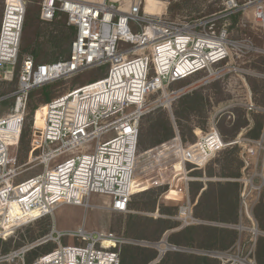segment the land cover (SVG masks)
<instances>
[{"label": "built area", "instance_id": "obj_1", "mask_svg": "<svg viewBox=\"0 0 264 264\" xmlns=\"http://www.w3.org/2000/svg\"><path fill=\"white\" fill-rule=\"evenodd\" d=\"M119 1L39 2L42 22H51L63 14L66 23L75 27V37L66 59L39 63L29 54L22 58L17 89L13 93L14 107L11 113L0 117L2 240L17 229L52 215L60 205H86L85 199L92 193L108 197L110 211L128 212L134 195L132 184L135 179L140 180L137 142L141 117L153 108L170 105L173 97L186 92L185 89L172 90L174 82L218 68L229 59L232 50L239 47L229 39L227 30L218 26L219 18L232 13V8L252 5L254 19L264 21V0H246L241 6L235 0H226L224 10L189 21L168 20L146 12L150 0H124L126 6ZM27 4L28 0H4L0 21V80H11L17 67ZM119 42L129 47L120 50ZM104 65H108V69L103 76L39 107L42 108V124L36 126L34 118L29 161L36 160L42 170L16 180L19 171L15 150L25 121L28 92ZM156 92L160 93L159 98L154 100L152 109L147 108L146 97ZM244 106L247 111L254 109L250 99ZM108 135L111 136L101 140ZM241 140L247 142L243 144L246 167L250 157L262 147L261 141L238 137L226 143L214 125L207 132L196 134L192 143H183L175 132L167 142L145 151L154 159L150 166L155 161L154 166L170 168L168 170L179 177L172 184L168 183L162 197L180 201L177 218L181 219V226L198 221L192 216L188 194V183L193 179L190 172L205 166L225 146L240 144ZM92 141H96L93 149L85 146ZM162 160H165L162 164L157 163ZM176 164L181 166L176 168ZM261 179L256 185L251 177H241L239 215L250 221L247 228L250 246L242 247L238 243L227 250L202 253L166 244L162 238L154 245L158 257L173 249L205 254L218 264H257L255 242L260 231L253 207L264 187L263 176ZM243 229L239 225L238 230ZM67 234L51 228L47 234L0 254V264H120L121 248L130 243L128 238L111 231L86 232L78 228L72 234L79 240L78 244H61L60 239ZM49 241L56 244L54 248L27 262L39 246Z\"/></svg>", "mask_w": 264, "mask_h": 264}, {"label": "rangeland", "instance_id": "obj_2", "mask_svg": "<svg viewBox=\"0 0 264 264\" xmlns=\"http://www.w3.org/2000/svg\"><path fill=\"white\" fill-rule=\"evenodd\" d=\"M235 1L238 6H241L246 0ZM39 2L40 0H28L17 67L11 80H0V117L11 113L14 107L15 96L13 93L17 89L18 73L22 58L27 54H33L35 56L37 53L36 61L39 63H48L54 59L57 54L54 52L50 37L51 35L61 33V25H68L66 23V17L63 14L57 15L51 22H42L39 17ZM225 2L226 0H150L146 5V12L156 13L168 20L189 21L200 16H206L224 10L226 8ZM3 4L4 0H0L1 16ZM119 4L126 6L127 1L121 0ZM232 9L234 10L232 13L219 18L217 23L219 27H224L227 30L229 39L234 40L239 47L234 48L229 59L219 64L218 68L213 67L210 69V72L215 71V73L209 74L210 72L208 71H201L184 80L174 82L170 88L172 90L185 89L186 92L201 89L209 98V104L205 107L203 113L192 117L193 120L191 122L195 123L203 120L204 123L206 122L204 128L202 130H195L192 141L182 140L183 143L194 142L196 140V134L207 132L213 125L219 133L223 132L229 137L232 134H236L233 139L225 140L226 143L238 137L241 139L261 141L262 147L258 150L259 153L257 152L256 155L250 157L249 164L246 167L243 161L245 157L243 154V144L247 143L246 140H241L240 144L225 146L205 165L208 173L210 171L207 168L210 167L216 168L215 172L219 174H228L237 171L239 173L238 177L241 175L251 177L253 182L258 185L262 181L261 176L264 178V21L259 22L254 19L252 5ZM127 47L129 45L126 43H118L120 50L126 49ZM107 69L108 65L88 68L39 87L37 96L38 107L36 109H42L39 107L46 103V96L53 99L58 95L103 76ZM159 96L160 93L158 92L148 95L145 101L147 108L152 109L154 100L159 98ZM178 98L173 97L170 105L153 108L148 111L142 116L140 126L147 128L160 115H164L169 130V137L165 141L167 142L175 132H178L172 111L173 105ZM249 99L254 109L247 111L244 103ZM35 110L31 111L26 108V121H24L22 134L15 150L19 171V176L16 180L28 178L42 170V165L40 163L38 164L36 160L29 161L34 118L36 126H41L42 124V114L35 112ZM253 115L263 117L262 131L257 139L249 138L246 135L249 127L253 125ZM244 119H248L250 124L246 127H240L238 129L239 131L235 133V130L237 131L235 125H243ZM186 135L190 137L187 132ZM110 136H103L101 140H105ZM151 137L149 135L144 139L142 145L138 146V176L145 183L139 179L134 180L132 186L134 195L131 198L128 212L116 213L110 211L107 208L110 199L108 200L106 196L92 193L87 200L85 199L86 205L59 206L53 211L52 215L40 219L39 222L31 223L17 229L6 240L0 239V254L8 253L27 242L47 234L50 225L60 232L68 233L60 239L61 244H78L79 240L73 237L72 234L78 228H83L86 232L111 231L128 238L130 243L127 245L147 246L150 249H156L154 247L155 243L164 238L165 232H162L161 229L171 224L175 227H181L182 221L177 218L180 201L166 200L162 197L168 190V183L172 184L179 177L175 176L173 171H169L168 169L170 168L163 169V165L154 166L156 164L155 161L150 166V161L154 159H150V155L145 151L159 146H144L149 143ZM95 142L92 141L85 146L93 149ZM165 160L157 163L162 164ZM224 165L225 167H223ZM175 166L179 168L181 164H176ZM144 169L146 173H143ZM195 171L192 173L194 174ZM260 190V196L254 208L263 206L264 187ZM199 222L198 220L197 223ZM200 223L207 225L223 224L216 222L207 223V221H201ZM249 224L250 221L247 219L243 220L242 223L234 225L239 233L235 245L240 243L242 247L250 246V233L248 231H242L243 236H240V231L238 230L239 225L247 226ZM133 230L136 231L134 232ZM259 230L261 229L259 228ZM259 236H264L262 230ZM136 237H144L146 239H137ZM55 245L53 241H49L39 246L37 251L41 253L54 248ZM189 250L192 249L189 248ZM200 251L205 253L211 250Z\"/></svg>", "mask_w": 264, "mask_h": 264}, {"label": "trees", "instance_id": "obj_3", "mask_svg": "<svg viewBox=\"0 0 264 264\" xmlns=\"http://www.w3.org/2000/svg\"><path fill=\"white\" fill-rule=\"evenodd\" d=\"M61 33L57 35H51L50 41L54 48V52L57 56L50 60L49 62H54L58 60L66 59L70 53L71 42L75 37V27L72 25H61ZM20 52V48H19ZM37 54V53H36ZM29 54L33 57L34 61H36L37 55ZM19 60V54H18ZM42 63V62H41ZM47 63V62H46ZM193 76V75H191ZM189 76V77H191ZM188 78V77H187ZM186 79V78H185ZM38 88H33L27 94L26 99V108L34 111L37 105V96H38ZM51 100L48 96H46L45 101L48 102ZM209 104V98L203 93V90H191L181 95L177 101L174 103L172 111L174 118L176 120L178 134L181 140H187L188 142L192 141L194 138L195 130H202L205 126L204 121H197L195 123L192 122V117H196L199 114L203 113L205 107ZM37 113H41L42 109H36ZM142 118V117H141ZM261 116L253 115V125L249 127L246 135L249 138L257 139L259 138L263 121ZM141 120V119H140ZM26 121V117H25ZM141 122V121H140ZM249 123L248 119L243 120V125H235V133H237L240 127H246ZM186 132L189 133L190 137L186 135ZM22 134V132H21ZM223 140L233 139L236 134H232L230 137L223 132H220ZM151 135V139H149V143L144 145L145 147H151L155 145H160L165 142L169 137V130L166 122V118L164 115H160L159 118L150 124L147 128L140 126L139 123V134H138V142L137 147L142 145L145 138ZM21 137V135H20ZM225 167V165L223 166ZM210 173V172H209ZM225 177H233L237 178L239 173L231 172L228 174H222ZM133 186V184H132ZM216 190L218 192V201L219 207L214 211H218L219 216H215L216 214L211 209L209 219H206L207 222H216V223H232L236 224L238 222V214L237 208H239V183L238 182H229V183H217ZM238 190V192H237ZM215 191V189H213ZM169 197V196H168ZM238 197V199H237ZM232 199H236L235 205L232 208ZM238 200V201H237ZM198 206V205H197ZM130 207V203L129 206ZM262 207H253V214L255 219L257 220L258 228L264 231V211ZM234 210V211H233ZM232 212V217H226ZM192 216L197 218L198 213L194 210L192 211ZM173 224L165 226L161 229L162 232H165L168 229L174 228ZM200 239L198 243L194 244V231L195 227H187L182 229L180 233H177L176 236L179 237L182 235V239L177 238L175 242L183 241L184 245L175 244L179 246H184L185 248L195 249L198 248L200 250H221L220 247L225 246L228 242L229 244H233L238 238V231L235 229H225L223 227L211 226V225H202L200 227ZM132 230V228H131ZM134 232L136 230H133ZM127 233H129L127 231ZM133 235V234H129ZM137 239H146L144 237H136ZM229 239V240H227ZM173 240L172 235H169L167 238V242L171 243ZM172 244V243H171ZM220 246V247H217ZM219 248V249H218ZM48 251V250H47ZM45 252V251H44ZM42 253V252H41ZM40 254L37 249L34 251L33 257L28 259L27 262H30L34 257ZM157 256V251L153 249H141L139 247H134L133 245H124L120 251V264H147L149 260L155 259ZM255 260L257 264H264V236H258L255 242ZM155 264H218V261L210 258L205 255L195 254L192 252H166L164 256Z\"/></svg>", "mask_w": 264, "mask_h": 264}, {"label": "crops", "instance_id": "obj_4", "mask_svg": "<svg viewBox=\"0 0 264 264\" xmlns=\"http://www.w3.org/2000/svg\"><path fill=\"white\" fill-rule=\"evenodd\" d=\"M0 21H1V12H0ZM205 167L206 166H203L201 168L194 169L193 171L197 170V171H195L194 174L192 173L193 171L190 172V175L192 176L193 179L191 181H189V184H188V194H190L189 197L191 198L190 200L192 202V208H191L192 211L195 210L198 213V216L195 219H197V220H199L201 222V221H205L206 219L211 218L208 215V214H210L211 211L208 210V209H211V210L213 209L212 210V213L214 212L216 214L215 216L218 217L219 216L218 211H216V212L214 211L215 209H217L219 207V204H218L219 203V201H218V192L216 190V184L217 183L224 184V183H229V182H235L236 181V182L239 183V189H240L239 190V208H237V214H238V222L237 223H242L243 220H247L244 217L241 218L240 215H239V211H240V194H241V191L243 189V184H242V181H241L242 175L240 177H238V178L225 177L224 175L219 174L218 172H215V169L216 168H211V167H210L211 169L210 168H207L210 171V173H208L206 171V168ZM218 167L220 168V166H218ZM213 189H215V191H213ZM237 192H238V190H237ZM106 198L109 200L108 197H106ZM237 199H238V197H237ZM234 200H236V199H232L231 200V202H232V208L235 205V201ZM262 204H263L262 210L264 211V200H263V203ZM63 205H70V204H63ZM60 206H62V205H60ZM72 206H79V205H72ZM233 211H231L230 214L228 212V215L226 217L227 218L228 217L231 218ZM233 214H234V212H233ZM253 216H254V214H253ZM36 222H39V219L37 221L33 222V224L36 223ZM200 222L199 223L192 224V225H188V226H181V227L179 226V227H175V228H171V229L166 230L165 233H164L165 242L167 244H169V245H172V246L182 247V246H179V245H181V244L184 245L183 241L178 242V243L175 242V240L177 238L182 239V235H180L179 237H177L176 234L177 233H180L182 231V229H184V228H187V227H195L196 230L194 231V240H193V243L194 244L198 243V241L200 239V234H198L200 232V230H201L200 227L202 225H207V224H203V223L201 224ZM237 223L236 224L223 223V224H216V225H211V226L223 227L225 229H235L234 225H237ZM241 226H243V228H244L242 231H247V228L250 227V224L247 225V226H245V225H241ZM257 226H258V224H257ZM51 228H53V229L56 230L55 227H51V225H50L49 231L51 230ZM242 231H240V236L241 235L243 236ZM259 231H261V230H259ZM263 233H264V231H263ZM169 235H172V238H173V240L171 241L172 244L167 242V238H168ZM238 236H239V233H238ZM227 240H229V239H227ZM228 242L225 244V246H222V247L217 246V247H220L221 250H227V249H230L231 247H233L236 244V241L233 244H229ZM175 244H179V245H175ZM125 245H127V244H125ZM133 246L134 247H139L141 249H147L148 248L147 246L146 247L136 246V245H133ZM186 249H189V248H186ZM153 250L156 251V249H153ZM195 250H198V248H196ZM176 251L177 252H184V251L173 250V249L167 250L166 252H176ZM192 253H194V252H192ZM195 254H198V253L195 252ZM162 257L159 258L158 257V254H157L156 258L153 259V260H149L147 262V264H155Z\"/></svg>", "mask_w": 264, "mask_h": 264}, {"label": "bare ground", "instance_id": "obj_5", "mask_svg": "<svg viewBox=\"0 0 264 264\" xmlns=\"http://www.w3.org/2000/svg\"><path fill=\"white\" fill-rule=\"evenodd\" d=\"M41 114H42V112H41Z\"/></svg>", "mask_w": 264, "mask_h": 264}, {"label": "water", "instance_id": "obj_6", "mask_svg": "<svg viewBox=\"0 0 264 264\" xmlns=\"http://www.w3.org/2000/svg\"><path fill=\"white\" fill-rule=\"evenodd\" d=\"M167 244V243H166Z\"/></svg>", "mask_w": 264, "mask_h": 264}]
</instances>
